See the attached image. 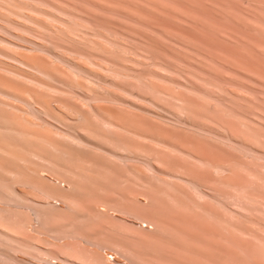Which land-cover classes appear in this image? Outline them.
<instances>
[{
	"label": "rangeland",
	"instance_id": "374dc122",
	"mask_svg": "<svg viewBox=\"0 0 264 264\" xmlns=\"http://www.w3.org/2000/svg\"><path fill=\"white\" fill-rule=\"evenodd\" d=\"M252 218L264 0H0V264H264Z\"/></svg>",
	"mask_w": 264,
	"mask_h": 264
},
{
	"label": "built area",
	"instance_id": "2783aa9c",
	"mask_svg": "<svg viewBox=\"0 0 264 264\" xmlns=\"http://www.w3.org/2000/svg\"><path fill=\"white\" fill-rule=\"evenodd\" d=\"M102 253L108 261L117 260V252L109 247H102Z\"/></svg>",
	"mask_w": 264,
	"mask_h": 264
},
{
	"label": "bare ground",
	"instance_id": "6f19581e",
	"mask_svg": "<svg viewBox=\"0 0 264 264\" xmlns=\"http://www.w3.org/2000/svg\"><path fill=\"white\" fill-rule=\"evenodd\" d=\"M17 62L20 64V65H22V66H26V67H31L29 64H27V63H25L24 61H22V60H17ZM256 158V157H255ZM258 159V158H257ZM253 161V160H252ZM248 171V170H247ZM240 174V173H239ZM253 218H255L254 216H253ZM252 218V219H253ZM253 220H257L258 222V224H259V228L258 229H261V231L259 230V233H262V234H264L263 232H264V219H260V218H256V219H253ZM262 220V221H261ZM257 224V225H258ZM257 228V227H256ZM248 230V229H247ZM252 238V237H251Z\"/></svg>",
	"mask_w": 264,
	"mask_h": 264
}]
</instances>
